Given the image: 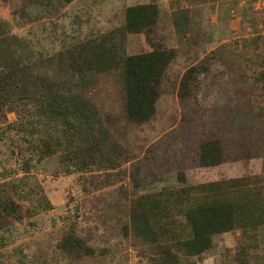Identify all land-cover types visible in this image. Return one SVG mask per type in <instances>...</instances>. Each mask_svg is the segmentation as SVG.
I'll list each match as a JSON object with an SVG mask.
<instances>
[{
	"label": "rangeland",
	"instance_id": "1",
	"mask_svg": "<svg viewBox=\"0 0 264 264\" xmlns=\"http://www.w3.org/2000/svg\"><path fill=\"white\" fill-rule=\"evenodd\" d=\"M149 3L159 8L150 36L125 33V10ZM24 9L31 14L19 15ZM0 26L30 47L29 57L21 49L23 62L35 73L97 107V128L124 150L121 167L107 171L114 175L108 180L98 168L68 172L59 159L65 150L39 163L38 153L23 157L21 149L55 137L65 145L70 131L33 109L8 111L0 123V191L21 206L23 220L0 219V264H154L155 250L134 246L123 233L133 192L161 189L178 174L192 183L264 175V0H75L51 9L9 0L0 2ZM110 37L122 58L154 46L174 54L148 123L127 117L116 73L81 76L57 66L60 54L81 41ZM212 140L226 159L201 168V145ZM29 157L33 167L27 172ZM73 230L91 257L69 260L58 249ZM241 248L248 249L250 264H264V228L216 236L214 247L196 261L237 264Z\"/></svg>",
	"mask_w": 264,
	"mask_h": 264
},
{
	"label": "trees",
	"instance_id": "2",
	"mask_svg": "<svg viewBox=\"0 0 264 264\" xmlns=\"http://www.w3.org/2000/svg\"><path fill=\"white\" fill-rule=\"evenodd\" d=\"M9 0H0L7 3ZM14 1V0H11ZM18 1V0H17ZM51 8H64L75 0H28ZM19 15L27 16L30 10ZM159 18L157 4H138L125 10L123 31L133 35H149ZM15 40V42H13ZM18 37L9 38L0 26V123L7 122L8 111L27 110L48 114L53 121L70 131L67 144L58 137L21 149L23 157L30 152L40 155L39 163L59 154L68 172L87 173L92 168L103 170L106 179L114 177L109 170L119 169L122 150L108 133L97 128V107L78 101L67 94L55 80L35 73L23 62L24 44ZM114 38L84 40L72 50L60 54L57 66L81 76H106L116 73L120 79L129 120L148 123L156 115L159 89L174 54L159 46L144 53L120 57ZM28 57L31 50L27 51ZM64 65V66H63ZM193 68L191 71H195ZM76 122L73 123L72 120ZM226 157L221 144L208 141L201 145V168H215ZM27 172L33 167L32 157L24 161ZM86 171V172H84ZM155 180H159L158 178ZM126 193L127 188H123ZM128 224L123 233L134 246L155 250L154 264H198L214 247V238L235 233L257 234L264 228V175L246 176L192 183L185 174L168 178L165 187L155 191L133 192L129 196ZM0 219L22 221L21 206L6 190L0 191ZM69 260H83L93 251L73 230L58 244ZM248 249L235 255L237 264H250Z\"/></svg>",
	"mask_w": 264,
	"mask_h": 264
}]
</instances>
